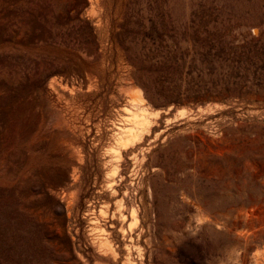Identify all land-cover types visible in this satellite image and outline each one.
Wrapping results in <instances>:
<instances>
[{"label":"rangeland","instance_id":"1","mask_svg":"<svg viewBox=\"0 0 264 264\" xmlns=\"http://www.w3.org/2000/svg\"><path fill=\"white\" fill-rule=\"evenodd\" d=\"M133 89L153 130L132 171ZM126 243L133 264H264V0H0V264H123Z\"/></svg>","mask_w":264,"mask_h":264},{"label":"bare ground","instance_id":"2","mask_svg":"<svg viewBox=\"0 0 264 264\" xmlns=\"http://www.w3.org/2000/svg\"><path fill=\"white\" fill-rule=\"evenodd\" d=\"M142 95L140 94L139 89H133L132 90V92H131V109H129L127 107V109L129 111L126 110V111H128V113L126 112L127 114L125 117V119L128 122H127V124H125L123 122L124 125L121 124L120 131L117 132V135L115 134L116 137L114 140H116V143L118 144V146L115 148V151L112 150L115 153L114 159H116L118 162H120L122 160L125 153L130 151V153H131L130 155L132 158V171H133L134 165H136V163L134 164V162H135L136 157H137L134 153V148L138 144L141 143V141L145 137V135L150 134L153 130L152 129L153 127H152V124H151L150 118H149L151 116V114L148 115L149 111H147V104H146L145 99L143 98ZM154 115H155V113H154ZM115 144L113 146H115ZM111 148L113 149V147H111ZM119 167H120L119 163L115 164L114 166H112V168L109 169L107 174L104 175V180L106 183L105 187H106V189L111 190L114 193V195H117V192H118L117 186L119 184V180L121 179ZM73 177H74L75 181H77L78 175L74 174ZM128 188L129 187L127 185L124 186V189H123L124 194L127 192ZM122 200H123V196L115 199L117 209L112 215V217L118 216L120 222L126 221L128 218L127 215L122 213V209L124 208V205H123L124 203ZM102 214L106 215L107 211L105 209H103ZM129 217H130V219L127 220L128 224H127L126 229L120 225V229L122 230V239L123 240H133V236L130 235V233L134 229V228L132 229L131 224L133 222L135 224V220L136 221L138 220L137 219L136 206H133L130 209ZM92 225H94L93 221H92ZM92 230L94 231V232H92L93 233L92 241L94 244H96L97 248L99 249V253L101 254V256L100 255L99 256L103 259H106V260H108L110 257V259L112 261H115L117 258L118 249H117V245L114 244V242L111 240V238L107 234H104V233H106L107 229L106 228L99 229L97 227H92L91 231ZM97 230H99V232H100V237H98L94 234L95 232H97ZM100 230H102V232ZM126 233H128V234H126ZM130 250H131V246L128 243H126L124 251H125V254L127 256H125V258L123 260V264H133L132 260L128 256Z\"/></svg>","mask_w":264,"mask_h":264}]
</instances>
